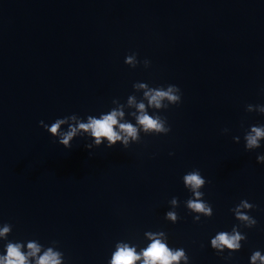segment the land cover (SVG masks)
<instances>
[{
	"label": "water",
	"instance_id": "obj_1",
	"mask_svg": "<svg viewBox=\"0 0 264 264\" xmlns=\"http://www.w3.org/2000/svg\"><path fill=\"white\" fill-rule=\"evenodd\" d=\"M132 52L149 66L125 64ZM141 82L175 84L181 102L149 106ZM141 102L171 131L140 132L126 149H87V136L66 149L39 124L120 105V122L135 124ZM256 104L264 105V0H0V228L12 225L0 255L8 240L27 251L35 239L45 246L37 256L51 247L64 264H107L117 242L139 251L145 232L164 231L159 239L183 248L188 264H249L254 250L264 254V163L256 161L264 140L246 151L243 139L264 124ZM193 169L213 209L199 221L184 203L192 193L182 176ZM241 199L256 206L242 211L257 223L239 228L247 239L226 259L209 241L239 224L229 209ZM169 210L176 223L164 218Z\"/></svg>",
	"mask_w": 264,
	"mask_h": 264
},
{
	"label": "clouds",
	"instance_id": "obj_2",
	"mask_svg": "<svg viewBox=\"0 0 264 264\" xmlns=\"http://www.w3.org/2000/svg\"><path fill=\"white\" fill-rule=\"evenodd\" d=\"M124 63L132 68H135L138 63H143L147 68L150 61L144 59L143 61L137 60V54L132 52L126 55ZM133 83V87H136ZM140 87L145 88L144 96L148 100V105L154 108H168L163 101L166 99L170 105H178L181 102V90L175 84H168L166 86L150 87L147 83L141 82ZM116 98L112 100L115 103ZM128 103H133V98L128 97ZM261 106L258 112L264 114V105ZM253 104L245 106L246 112L251 111ZM139 109V115H136V123L131 122L121 123L120 119L124 116L123 105L117 108L109 109L107 112H101L98 115H87L86 118H81L76 113H72L63 117L54 119L50 124H45L43 120L39 124L52 136L56 137V142L64 148L69 149L72 147L71 141L78 136H87L91 138V143L85 144L87 149L98 147L104 144L106 148L113 147L119 142L123 148H128L130 143L140 142V132L144 134H167L171 131V127L167 124L165 117L159 114L149 115L146 111V106L143 102L136 105ZM67 125L66 129L62 126ZM251 132L245 131L244 148L246 151L257 149L261 146V138H264V124L250 125ZM248 128V129H249ZM223 131H227L224 129ZM233 140L239 142L240 137L234 136ZM257 163H264V154H257ZM184 187L191 189V197L184 203L185 207L192 213L194 221L200 220V214L205 217H210L213 214L212 206L206 202L203 197L204 193L199 191L206 184L205 178L200 174L199 169H193L186 172L182 176ZM170 203L178 206V199L172 197ZM256 206L246 199H241L238 204L229 209L234 215V218L239 221V224H234L231 231H218L210 238V246L216 252L222 253L225 249L228 250L229 256L231 253L239 251L241 248V241L247 239L246 234L239 231L241 226L251 228L256 225L257 221L247 211L242 209H253ZM164 218L172 223H176L180 217L175 210H169L164 214ZM12 231V225L4 223V227L0 228V237L7 240V236ZM149 238V243L146 246L137 250V245L124 242H117L114 251L111 253L107 264H188L189 257L183 248H172L167 243L162 242L159 237L165 236L164 231L145 232ZM51 243L57 244L56 241ZM23 241L8 240L3 247V255H0V264H64V254L60 251H53L51 247H46L42 255L37 256L41 247L44 245L37 242L35 239L27 240V251H23ZM34 258V259H33ZM249 264H264V254L260 250H254L249 257Z\"/></svg>",
	"mask_w": 264,
	"mask_h": 264
}]
</instances>
